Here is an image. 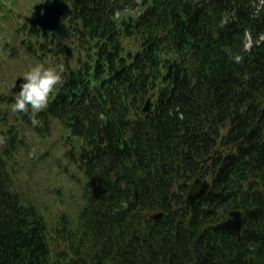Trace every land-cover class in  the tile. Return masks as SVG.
Instances as JSON below:
<instances>
[{"label":"trees","instance_id":"trees-1","mask_svg":"<svg viewBox=\"0 0 264 264\" xmlns=\"http://www.w3.org/2000/svg\"><path fill=\"white\" fill-rule=\"evenodd\" d=\"M67 1L76 61L43 114H18L0 130V264H264V0ZM23 30L32 55L35 40L40 60L59 57L54 36ZM48 118L66 132L65 152H54L85 177L77 207L63 195L48 211L12 175L16 155L29 154L25 125L49 135ZM200 176L211 191L180 211ZM234 209L244 213L241 241L218 228Z\"/></svg>","mask_w":264,"mask_h":264},{"label":"rangeland","instance_id":"rangeland-1","mask_svg":"<svg viewBox=\"0 0 264 264\" xmlns=\"http://www.w3.org/2000/svg\"><path fill=\"white\" fill-rule=\"evenodd\" d=\"M25 7H27V4ZM8 9L9 8L7 6H5L4 8L0 6V14L8 13V15H10L11 12ZM11 75L12 74L10 73L9 76L11 77ZM15 80L16 78L12 81L0 82V84H5L1 85L4 90L0 92V100H3L5 97H7L6 91L9 90V88L14 87ZM7 101L13 102L14 98H8ZM5 108L6 105L0 106V113H5ZM7 114L8 115L3 117V119H0V121L4 120L6 124L12 123V120L14 119L16 114L14 112ZM18 121L22 122L20 118H18ZM1 127L2 126H0V128ZM26 129H28V127H26ZM50 129L51 131L49 132V135L45 134L44 136L42 134L38 138H35L31 134L30 130H27L28 134L30 135V140L26 141V138L24 139V150L27 151L29 154L25 153L23 156H19V158L17 157V159H19L20 162L23 164H27L30 158L33 159L30 160L28 164L31 168L27 167L30 169V174H27L25 176H17V178L21 181V184L23 185L18 186V188L23 191L22 195L25 199H31L32 201L36 200L43 208L47 209L48 211H50V209L48 208L52 205L55 200L63 202V195L66 196L65 202H63L64 205H67L72 208L77 207L78 199L75 196L79 194L80 186H76V184L68 182L67 179H65L66 183L62 181L61 175H58V172L55 170V167L53 166V163L50 158V153H48L49 151H54L53 144H57L60 149H64V139L60 137V135L63 134L62 127L59 125L56 129L54 127H51ZM29 143L32 145L35 144L38 147L34 149L36 151H38L40 148L41 151L38 153V155H36V152L34 150L30 149L32 148V145H30ZM36 156L39 158L38 160L34 159L36 158ZM62 166L64 168V175L68 174L73 179L75 177L79 178V173L77 172V170L71 164L67 163V161H65ZM38 169H40V172L42 174H39L38 177L35 178ZM45 175L50 177V183L47 184V186H38V184L36 183L38 182V178L43 181L46 179ZM30 181L33 183V186H29ZM56 182H59L60 184H55ZM50 186H58L60 188L61 194L59 197L56 195L55 191H51L49 189ZM229 220H231L234 225L236 224V218L234 216L231 215Z\"/></svg>","mask_w":264,"mask_h":264},{"label":"clouds","instance_id":"clouds-1","mask_svg":"<svg viewBox=\"0 0 264 264\" xmlns=\"http://www.w3.org/2000/svg\"><path fill=\"white\" fill-rule=\"evenodd\" d=\"M64 63L36 62L23 72L19 89L14 93L12 110L28 113L40 112L49 103L50 94L62 83L65 72ZM35 124L36 121L33 120ZM4 138L0 136V142Z\"/></svg>","mask_w":264,"mask_h":264},{"label":"water","instance_id":"water-1","mask_svg":"<svg viewBox=\"0 0 264 264\" xmlns=\"http://www.w3.org/2000/svg\"><path fill=\"white\" fill-rule=\"evenodd\" d=\"M53 3H56L58 5L56 10H54L55 7H51L50 5L47 7H45L46 5L41 7H44L48 18V21L42 22L41 25L47 30H53L54 32L60 35V38H62L66 36V32L63 30V25L61 24V17L67 11V7L66 4H62L58 0H55ZM259 123L264 128V109L261 113ZM196 185L197 184L195 182L191 185V189L188 194L189 204H194L196 201L201 200L208 191V185L202 186L200 190L195 188ZM231 215L236 218V224L234 225L231 220H228L227 222L221 224L220 227L227 230L235 231L239 234L242 225L241 214L239 212H233L231 213Z\"/></svg>","mask_w":264,"mask_h":264}]
</instances>
